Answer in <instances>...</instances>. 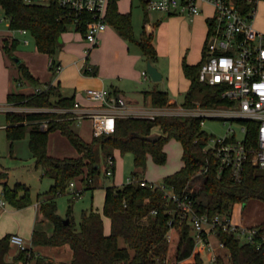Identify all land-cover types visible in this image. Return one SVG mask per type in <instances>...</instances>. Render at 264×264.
I'll return each mask as SVG.
<instances>
[{
  "label": "trees",
  "instance_id": "16d2710c",
  "mask_svg": "<svg viewBox=\"0 0 264 264\" xmlns=\"http://www.w3.org/2000/svg\"><path fill=\"white\" fill-rule=\"evenodd\" d=\"M119 0H110L107 22L119 35L137 45L148 61L158 59L153 33L147 29L137 38L134 34L130 13H122ZM145 8V0H141ZM9 21V28L14 31H28L39 51L48 54L52 60L50 68L58 74L61 64L53 58L61 45L60 38L68 31L70 23L64 18L63 11L56 5L43 7L29 5L24 0H0ZM160 24V23H159ZM84 35V30H77ZM197 64L182 62L185 76L190 80V88L182 104L184 108H193L200 103L205 108L214 107L224 102L221 100L222 89L200 81V71L206 61V49ZM20 40H4V52L15 56ZM91 50H88V58ZM22 76L31 83L40 84L23 61H19ZM84 72L90 73L85 70ZM95 75V73H93ZM151 98L155 108L170 107V94L158 88L145 92ZM10 104L34 108L39 111L18 113L8 111L6 133L14 143L29 135L30 149L37 166L45 169V174L54 180L49 199L41 203L40 210L53 226V233L35 229L32 234V246H62L69 244L73 250V259L68 264H205L203 254L196 251V242L192 227L184 217L178 203L169 201L159 186L144 180L151 156L155 163L162 165L168 160L166 144L175 139L183 148L184 165L174 174L165 177L163 185L180 195H189L193 208L200 215H207L211 220L217 216H230L236 204H247L251 200L264 203V170L247 163L242 179L235 181L230 171L218 175L214 158L204 151L209 134L203 130L204 118L183 115H160L147 117H117L116 130L112 134L95 136L91 143L86 142L73 130L75 114L69 110L75 108L76 96H65L60 84H47V88L36 93H10ZM48 122V128L41 125ZM251 132L248 138L256 146V124L249 123ZM60 131L78 151V157L59 158L49 154L48 143L52 132ZM161 138L150 141L155 132ZM115 150L122 154L132 152L135 166L132 182L119 187L115 184L105 187L103 213L94 209L84 212L80 227L73 221L70 207L67 218L58 213L56 198L65 193L68 184L75 178L82 177L85 189L97 188L96 180L102 174L99 163L101 153L112 161L115 172ZM208 168L207 173L198 175L200 170ZM8 174L0 172V180H6ZM199 182L198 186H195ZM3 196L15 208L22 209L31 205V196L26 185L17 184L11 188L3 182ZM193 192L191 193V191ZM79 195V192L75 193ZM104 217L111 221V231L105 233ZM69 219V224L65 223ZM259 227L264 234V220ZM218 238L228 250L231 264H264V244L260 247L259 237L254 242L243 243L236 234L217 226ZM12 234L0 239V264H56L52 260L36 255L33 247L20 249L11 261L7 255L11 249ZM121 241L124 245H121ZM192 260L187 263L186 261ZM218 264H226L224 258H218Z\"/></svg>",
  "mask_w": 264,
  "mask_h": 264
},
{
  "label": "rangeland",
  "instance_id": "374dc122",
  "mask_svg": "<svg viewBox=\"0 0 264 264\" xmlns=\"http://www.w3.org/2000/svg\"><path fill=\"white\" fill-rule=\"evenodd\" d=\"M119 10L122 13H130L131 22L134 34L137 38H140L145 30L151 31L154 37V45L158 50V59L152 63L160 70L164 78L155 82L148 74V80L142 78L141 85L136 86L133 83L126 82L127 96L131 99H139L142 101L140 95L145 90H153L155 88L166 89L170 94V98H174L178 101V104L184 103L186 94L188 93V78L181 76V71L178 69L184 59L188 63H197L201 60L199 50L194 47L195 39L192 36L184 34V30L180 26H161L162 22L169 18H178L180 20L189 21L184 17L169 16L157 11H146L142 6L141 0H119ZM211 14V9L206 8L205 12L201 15L202 18ZM160 23V24H159ZM255 27L264 32V3L259 6L258 16L255 20ZM191 30V27H189ZM108 31L111 34L117 32L113 26H110ZM183 31V32H182ZM10 34H14L20 40L19 45L15 51V56H8L3 49V42ZM192 37V38H191ZM64 42L61 43L53 56L55 60H59L61 54L65 61L81 59L87 56L88 50L91 49L89 54V61L98 60L107 68L113 67L115 64H120V60L112 61L107 56L110 49L117 48L119 52H124L125 44L131 48V53L138 50L137 45L131 43L128 40L121 38L119 41L116 37L108 39L105 42H101L99 46L93 47L84 37L81 32L74 29V26L69 25L68 31L63 35ZM12 37L7 38L9 42L12 41ZM26 40L29 42L26 43ZM194 41V42H193ZM193 45H190V44ZM94 48L95 53H92ZM93 50V52H94ZM92 53V54H91ZM19 60L23 61L30 72L40 81V84L35 85L22 76V72L19 68ZM145 66L143 71H147L148 60L145 58ZM50 56L44 52L38 50L36 43L31 34H22L20 30L14 31L9 28V21L6 17L4 10L0 7V172H7L8 178L6 180H0V199H3L6 203V208H15L12 206L3 196V182L8 183L11 188H14L17 184L26 185L29 189L31 196V205L22 209H17V213L10 215L9 217L0 215V233H11L19 231L22 233V237L26 240L28 245L32 244L31 233L35 229L44 230L49 233H53L54 226L47 220L42 214L40 208L36 207V204L43 203L50 198L49 191L54 185V180L45 174L43 167H38L36 159L34 158L30 149V137L17 140L12 143L7 138L6 128L7 125V110L9 103L7 95L9 93H31L35 89L44 90L47 88L49 80L56 77L53 74L50 66ZM73 74V83L69 85H63V94L65 96L76 95L77 99L82 98L83 90L76 91L77 86H84L80 81L81 74L78 73L76 67ZM84 74V73H83ZM142 75V71H141ZM49 79V80H48ZM184 82L187 86H184ZM76 92V94H75ZM141 98V99H140ZM143 103V102H142ZM199 105V103H198ZM95 110L99 109L98 104L93 105ZM140 108H146V105L141 104ZM148 106V105H147ZM183 106V105H182ZM178 108L179 105L177 106ZM149 109V107H148ZM176 109V108H175ZM174 108L164 107L161 111H155L156 114L162 112H172ZM159 110V109H158ZM18 113H23L25 110L20 108L16 110ZM151 111V109H149ZM160 116V115H158ZM129 117V116H128ZM234 128L240 132V126L238 122H224L219 119L206 118L203 125V130L206 131L209 136H224L229 128ZM73 130L78 133L86 142L91 143L95 137L94 135V120L93 118H85L82 121H76ZM166 151L168 153V160L165 164L159 165L155 163L153 158H149L147 169L143 173V177L150 180L157 185H162L166 176L177 172L183 164L182 160V146L181 143L175 139L170 140L166 144ZM48 152L50 155L65 158L76 157L78 151L71 144L67 137L62 135L61 132L55 131L50 134ZM52 154H51V153ZM116 164L115 172L113 173L111 161L105 158L104 154L100 156V166L102 174L95 182L97 188L85 189L86 182L82 181V177L75 178L72 182L76 184L75 187H71L68 184L65 193L59 195L56 198L58 205V213L62 218H67L70 207L72 208L73 221L76 227H80L82 216L84 212H88L92 209L103 213L104 199H105V186L110 184L123 185L129 181V178L134 177V173L139 171L135 166L134 154L127 152L122 154L121 151L116 150L114 153ZM108 171V173H106ZM199 182H196L195 186H198ZM80 191L79 195L75 193ZM4 208L0 207V211ZM233 218L237 222L243 224L252 225L260 223L264 220V203L251 200L247 204L235 206L233 209ZM105 221L109 226V218L105 217ZM121 245L124 242L121 241ZM33 247V246H32ZM34 249V247H33ZM19 247L12 245L10 251L17 253ZM36 255L46 257L56 264H68L73 259V250L69 244L62 246H40L35 248ZM224 260L226 264L229 262L228 251H224ZM205 264H212L209 259L208 253H203ZM187 263L192 260L186 261ZM35 264L32 261L31 264ZM24 264V263H20ZM30 264V263H29Z\"/></svg>",
  "mask_w": 264,
  "mask_h": 264
},
{
  "label": "built area",
  "instance_id": "2783aa9c",
  "mask_svg": "<svg viewBox=\"0 0 264 264\" xmlns=\"http://www.w3.org/2000/svg\"><path fill=\"white\" fill-rule=\"evenodd\" d=\"M26 4L51 7L58 6L64 18L77 31L84 30L85 39L94 47L98 45L101 35L110 26L107 12L110 0H24ZM146 11H157L169 16L184 17L189 21L203 14L206 8L211 14L206 15L209 38L206 49V61L200 71V81L222 89L223 104L205 108L201 104L193 108L175 109L162 112L128 108L127 101L122 97L110 94L106 88H89L87 97L97 103L100 109L82 110L80 104L69 110L75 114L76 121L93 118L94 135L112 134L116 130L117 117H147L158 115H183L201 118L219 119L226 122H238L240 132L229 128L224 136H210L204 151L214 158L218 175L230 171L235 181H240L247 163L264 170V32L255 27L259 6L264 0H145ZM21 33H28L20 30ZM29 41L26 40V43ZM60 68L58 69V72ZM146 77L147 72L143 73ZM159 109V110H158ZM161 109V110H160ZM205 121L202 122L204 125ZM249 123L256 124V146L248 138L251 132ZM48 128V122L41 125ZM111 164L113 162L111 161ZM208 168L200 170L198 175L207 173ZM132 178L129 182H132ZM165 192L169 201L179 204L184 217L192 227L196 242V251L208 253L212 264H218V258H224L223 250L227 248L218 238L217 226L236 234L243 243H251L259 237L260 247L264 244V234L260 235L259 225L238 223L230 216H217L211 220L207 215L198 214L193 208V200L189 195H180L167 188L157 185ZM75 186L74 182L70 183ZM193 190L191 191V193ZM4 201H0L3 206ZM11 244L20 249H27L25 239L13 234ZM228 251V250H227Z\"/></svg>",
  "mask_w": 264,
  "mask_h": 264
},
{
  "label": "crops",
  "instance_id": "0c3cea01",
  "mask_svg": "<svg viewBox=\"0 0 264 264\" xmlns=\"http://www.w3.org/2000/svg\"><path fill=\"white\" fill-rule=\"evenodd\" d=\"M201 15L196 17L195 20H193V21H184V20L182 21V20H180L178 18H174V17L169 18L166 21H164V23L162 22L161 26L162 27L163 26H169V25L180 26L182 28V30H184V34H188L189 36H192L193 40L195 39V42L193 41L194 47L199 50V53L201 55L200 58L202 59L203 49H204V45H205L207 34H208V24L206 22V17L202 18ZM109 27H108V29H109ZM189 27H191V30H189ZM108 29L101 35L100 41H99L98 45H96V46H99L101 42L103 43V42L107 41L108 39H112L114 37H116L117 41H119L122 38L118 32H115V34L113 35L108 31ZM22 34H24V33H22ZM26 34H30V33L28 32ZM26 34H24V35H26ZM9 37L17 38V36H15L14 34H10L5 39H7ZM64 41L65 40L63 38V42ZM193 44L191 43L190 45H193ZM3 45H4V42H3ZM96 46H94V47H96ZM93 50H94V48L92 49V53L94 54L95 50H94V52H93ZM107 56L110 58V60H112V61L120 60L121 63L119 65L115 64L111 68H108V67L106 68L105 65L100 63V61H98V60L94 59L93 61L91 60V62H90L89 58H88V54H87V56H84L81 59H76L74 61L73 60L65 61L64 60L65 55L63 56L61 54V56L59 57V60H58V62L61 64L60 71L58 72L56 77L52 78L51 80L48 79L49 81H47V82L52 83L53 85L60 84L61 92L63 93V90H62L63 85L65 86V85H69V84L73 83V78H74L73 74L75 71L74 67H76L78 70V73L81 74V76H80L81 78H79V79L84 85V86L79 85L76 87V91L81 89V90H83L82 92L84 93L81 100H80V98L77 99V97H76L77 103H79L81 106L80 109H82V110H84V109L85 110H95V108H93L94 107L93 105L97 104V103L91 101L87 97V94H86L87 89H89V88H106L110 92V94L115 95L117 97L124 98L127 101L128 108L130 110H133V111H137V110L141 111V110H149V109H151L152 111L156 110L157 108L153 107V105L151 103V98L145 96V92H150V91H152L151 89L145 90L144 92H142L140 94L142 96V99H143L142 101H139V99H136V98L131 99L127 96V89H126V85H125L126 82H130V83H133L136 86H138V85L142 84L141 83L142 78H144V80L149 79L148 78L149 76L146 77L143 74L144 72L148 73V71H143V68L146 64V62H145L146 57L142 54V51L140 50V48L138 47V50H136V52L131 53L130 46L125 44L124 52H119L117 48H115V49L113 48V49H110ZM51 60H52V58L50 57L49 66L51 64ZM146 60H147V58H146ZM197 63H190V64H197ZM85 70L89 71L90 73L84 72ZM178 70L181 71L180 72L181 76H185V74L183 72V68H182V63H181V66ZM141 71H142V75H141ZM93 73H95V75H93ZM163 78H164V76H163ZM186 83L188 84V90H189L190 84H191L190 80L188 79V81ZM186 83L184 82V86H187ZM154 86H155L154 89H156V87H157L156 84ZM160 90L168 92V90H166V89L165 90L160 89ZM38 91H40V89H35V91H32L31 93H36ZM31 93H25V94H31ZM75 94H76V92H75ZM8 95H7V97H8ZM170 103H172L173 105H171L169 108H174V109L176 108L177 110L182 108V104H183V103L178 104V101H176L174 98H170ZM141 104L146 105V108H140ZM8 105H9V107H8L7 111L17 112L16 110H18L20 108H23L25 110V112L39 111L38 109L22 107V106L10 104V103ZM178 105L180 108L177 107ZM148 107H149V109H148ZM74 124L72 126L73 128H74ZM6 127H7V125L5 126V128ZM154 134H160V133H158L156 131ZM165 151H166V146H165ZM182 151H183V148H182ZM182 154H183V152H182ZM78 156H79V154H78ZM78 156H76V157H78ZM149 158H151V156L148 157V161H149ZM115 164H116V159H115ZM183 165H184V162H183L182 166ZM106 173H108V171H106ZM144 180L148 181L150 183H153V181L151 182L150 180L146 179L145 177H144ZM124 184H126V183H124ZM153 184H156V183H153ZM110 185H113V184H110ZM123 185H121V186L117 185V186L122 187ZM75 186H76V184H75ZM107 186H109V185H107ZM107 186H105V187H107ZM77 192L80 193V191H77ZM0 201H4V200L0 199ZM240 205H243V204H236L235 206L239 207ZM40 206H41V203L36 204L37 208H40ZM0 207L4 208L3 210L0 211V215L3 217L4 216L9 217L10 215L16 214L18 211L15 208H6V203L3 206L0 205ZM103 219H104V224H105V233L109 234L111 231V221H109L110 223L108 226L107 222L105 221V217ZM238 223H241V222H238ZM34 230H35V227H34L32 233L30 235L31 238H32V234H33ZM51 232L52 231H49V234H51ZM7 234H12V235L18 234V235L22 236V233H20V229H19V231H15V232H11V233L10 232L9 233H0V239L3 238ZM26 244H27L28 248L32 247V244L30 246L28 245L27 242H26ZM37 247H40V246H37ZM37 247H34V250ZM15 254L16 253H13L12 251H10L8 253L6 259L8 261H11L12 258L15 256Z\"/></svg>",
  "mask_w": 264,
  "mask_h": 264
},
{
  "label": "water",
  "instance_id": "95a60500",
  "mask_svg": "<svg viewBox=\"0 0 264 264\" xmlns=\"http://www.w3.org/2000/svg\"><path fill=\"white\" fill-rule=\"evenodd\" d=\"M149 33H151L150 30H149ZM60 42L61 43L63 42V38H60ZM147 71H148V74L152 77V79L155 82H159V81L162 80V78H163L162 73L160 72V70L151 61L148 62ZM160 138H161L160 134H154V135H151V136L148 137V139L150 141H157ZM64 221H65L66 224H69V219H65Z\"/></svg>",
  "mask_w": 264,
  "mask_h": 264
}]
</instances>
